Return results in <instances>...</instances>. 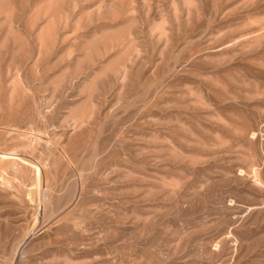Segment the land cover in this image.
Here are the masks:
<instances>
[{
    "label": "rangeland",
    "instance_id": "374dc122",
    "mask_svg": "<svg viewBox=\"0 0 264 264\" xmlns=\"http://www.w3.org/2000/svg\"><path fill=\"white\" fill-rule=\"evenodd\" d=\"M0 264H264V0H0Z\"/></svg>",
    "mask_w": 264,
    "mask_h": 264
}]
</instances>
